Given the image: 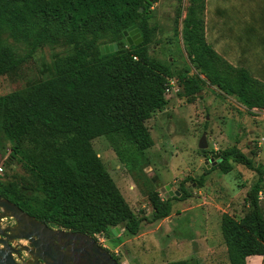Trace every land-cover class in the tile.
<instances>
[{"label":"trees","instance_id":"trees-1","mask_svg":"<svg viewBox=\"0 0 264 264\" xmlns=\"http://www.w3.org/2000/svg\"><path fill=\"white\" fill-rule=\"evenodd\" d=\"M153 2L0 0V34L16 37L38 24L56 21L60 30L66 29L64 36L73 47V54L59 63L54 76L0 96L1 128L17 142L30 138L36 148L27 161L29 175L20 184H0V196L49 227L86 233L95 240L97 234H113L111 229L119 225L136 235L143 220L153 223L169 216L172 198L190 196L183 190L179 197L160 199L151 191L152 215L136 217L91 145L92 139L105 136L125 165L153 145L145 121L167 105L165 89L172 77L168 64L148 54ZM189 3L181 31L195 68L247 109H264V84L213 49L205 39L204 0ZM133 24L142 37L139 44L123 48L117 43V50L104 53L100 47L93 49L98 31H113L123 38V30ZM19 61L0 41V75ZM178 82L183 87L180 95L190 102L204 81L183 74ZM219 158L206 173L213 169L228 173L229 158L256 173L245 199L249 211L238 220L221 215L228 263L246 264L249 256H264V212L259 202L264 168L256 167L236 146L224 149ZM203 178L197 180L199 186Z\"/></svg>","mask_w":264,"mask_h":264},{"label":"rangeland","instance_id":"rangeland-1","mask_svg":"<svg viewBox=\"0 0 264 264\" xmlns=\"http://www.w3.org/2000/svg\"><path fill=\"white\" fill-rule=\"evenodd\" d=\"M189 6V0H154L150 7L149 57L168 64L172 71L171 88L165 92L167 105L145 121L153 145L135 162L125 165L105 136L91 140L136 217L152 215L151 191L160 199L175 196L161 191L166 186L173 193L179 192L176 197L183 190L190 194L184 200H170L167 218L153 223L143 220L136 235H129L122 225L115 234H97V242L120 264H211L213 260L227 264L221 215L227 213L238 220L249 211L250 204L245 199L256 173L232 158L228 160V173L218 169L206 173L212 167L209 160H217L218 155V163L224 149L236 146L256 167L264 168V109H247L235 96L211 85L195 68L181 31ZM201 15L204 29L206 18L208 25L217 17V26L226 32L220 46L230 51L231 65L244 67L264 84V0H204ZM55 22L38 24L16 37L9 32L0 34L1 44L20 60L13 70L0 75V96L54 76L59 63L73 54V47L64 36L66 29L60 30ZM88 36L91 38L90 33ZM117 43L123 48L128 46L125 37L102 30L97 32L93 49ZM183 74L204 81L190 102L180 95L183 87L178 77ZM201 138L207 144L204 149L199 147ZM35 150L30 138L17 142L0 126V184H20L29 175L27 161ZM201 175L203 185L199 186L196 182ZM261 196L264 212V187ZM20 243L26 245L25 241ZM256 258L264 264V256Z\"/></svg>","mask_w":264,"mask_h":264},{"label":"water","instance_id":"water-1","mask_svg":"<svg viewBox=\"0 0 264 264\" xmlns=\"http://www.w3.org/2000/svg\"><path fill=\"white\" fill-rule=\"evenodd\" d=\"M153 2L154 0H147ZM142 11V8L139 9ZM128 45H137L142 41L136 24L123 31ZM117 45L100 47L101 53L117 50ZM200 148H206L205 140L201 138ZM218 160V155H215ZM217 160L210 158L211 166ZM171 196L179 195L166 186ZM11 218L14 224L2 226L1 221ZM113 234L119 232L118 226L111 229ZM24 240L27 245L16 243ZM25 252L29 258L23 259L21 253ZM0 264H119L111 253L102 247L92 236L75 231H68L49 227L28 215L15 203L0 196Z\"/></svg>","mask_w":264,"mask_h":264},{"label":"crops","instance_id":"crops-1","mask_svg":"<svg viewBox=\"0 0 264 264\" xmlns=\"http://www.w3.org/2000/svg\"><path fill=\"white\" fill-rule=\"evenodd\" d=\"M217 10H220V7H216ZM216 8H214L213 10V13H215V16H217L216 14ZM221 8H224L221 6ZM206 20V25H205V38H206V41L213 47V49L219 53V55H221L223 58H225L230 64H232V61L229 59V57H231L229 55L230 51L224 49L221 45V43H224V38H225V34L226 32H224V30H222L221 27H218L217 26V17L214 18V22L211 24H208L207 25V18L205 19ZM226 251V249H225ZM213 255L215 257L218 256V253H217V250L215 248H213V251H212ZM256 257H262V256H258V255H253V256H249L246 258V264H249V258H250V264H260L261 261L260 259H257ZM123 263V262H122ZM211 264H224V263H221V262H218V261H212ZM227 264L228 263V260H227Z\"/></svg>","mask_w":264,"mask_h":264},{"label":"flooded vegetation","instance_id":"flooded-vegetation-1","mask_svg":"<svg viewBox=\"0 0 264 264\" xmlns=\"http://www.w3.org/2000/svg\"><path fill=\"white\" fill-rule=\"evenodd\" d=\"M5 222H6V225H5V226H11V225L14 224V221H13V219H11V218H6V219H5ZM20 241H24V240H18V241H17L18 244H21ZM22 245H25V244H22ZM26 245H27V242H26ZM21 256H22V258L25 259V260L29 258V256H28V255H25V253H23V252L21 253Z\"/></svg>","mask_w":264,"mask_h":264},{"label":"built area","instance_id":"built-area-1","mask_svg":"<svg viewBox=\"0 0 264 264\" xmlns=\"http://www.w3.org/2000/svg\"><path fill=\"white\" fill-rule=\"evenodd\" d=\"M169 88H171V81L169 80V85H168V87L165 89V92L167 93L168 91H169ZM1 171H2V169L0 168V173H1ZM261 193H259V199H261ZM1 224H2V226H5L6 225V222H5V219H3L2 221H1Z\"/></svg>","mask_w":264,"mask_h":264}]
</instances>
